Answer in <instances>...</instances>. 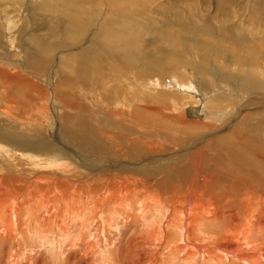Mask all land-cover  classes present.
Here are the masks:
<instances>
[{"label":"rangeland","instance_id":"rangeland-1","mask_svg":"<svg viewBox=\"0 0 264 264\" xmlns=\"http://www.w3.org/2000/svg\"><path fill=\"white\" fill-rule=\"evenodd\" d=\"M123 62L125 66H120ZM150 63L154 72L141 75L139 70L150 69ZM74 69H80L77 76ZM13 77L30 85L27 99H38L35 106L44 107L47 114L42 115V123L24 127L0 115V180L28 187L14 195V205L11 197L7 199L12 207L8 221L1 213L7 203L0 201V264H264V229L252 228L255 218H249L250 209L248 217L232 224L225 223L222 215L210 223V214L198 210L193 199L187 213L192 217L185 218L181 212L173 216L167 210L168 203L175 204L169 193L185 174L224 177L207 169H225L221 168L225 159L219 157L218 149L215 152L220 143L213 138L231 128H219L216 134L213 130L214 156L192 170L189 160H181L186 154L179 151L203 130L185 138L187 123L209 118L218 98H228L232 105L223 108L226 114L221 117L215 115L216 120L234 115L238 105L245 103L242 114L253 115L257 104H264V0H0V99L12 104ZM81 79L88 82L77 96L85 102L72 110L69 104L74 101L68 94L80 88ZM178 79L189 82L192 90L189 86L177 89ZM119 88L118 104L134 114L142 108L141 113L148 116L146 122L150 121L145 127L132 124L126 113L120 119L112 112ZM64 91L69 100L61 98ZM175 93L185 98L177 106L172 103ZM96 97L101 103L88 102ZM84 105L89 107L82 108ZM185 108L201 118L185 116ZM263 110L255 113L256 120L245 119L250 127L243 141L257 139L264 145ZM61 111L70 114L71 119L66 118L70 123H63ZM92 113L99 114L98 118ZM77 116L87 127L84 122L76 127ZM12 117L31 123L15 112ZM62 127L66 130L61 134ZM172 130L183 139L175 146L162 145ZM252 130L256 131L253 136ZM28 140L34 146H27ZM202 155L204 161L207 156ZM260 160L264 168V160ZM108 161L120 164L121 172L129 173L135 184L120 185L117 177L108 182L105 195L99 193L103 178L88 177L84 167L97 169ZM61 163L74 169H61ZM227 165L231 177H242L246 170L234 158ZM56 182L70 187L71 199L69 192L52 191ZM142 188L148 189L147 195ZM30 192L33 197L36 194L35 201L41 197L37 205L25 201ZM186 193L179 187L175 199ZM192 194H207L213 200L207 182L194 183ZM120 199L130 204L120 203ZM185 219L187 224L180 227ZM261 219L264 221V215ZM10 226L12 232L5 236Z\"/></svg>","mask_w":264,"mask_h":264},{"label":"bare ground","instance_id":"bare-ground-1","mask_svg":"<svg viewBox=\"0 0 264 264\" xmlns=\"http://www.w3.org/2000/svg\"><path fill=\"white\" fill-rule=\"evenodd\" d=\"M74 15V14H73ZM164 52L166 53V50H164ZM164 57V56H163ZM158 59V58H157ZM85 60V59H84ZM155 62V61H154ZM125 62L123 63H120V66H123ZM152 65V67H148L150 69L148 70H145V69H140L139 70V73L141 75H145L147 74V72H154V68H153V64L150 63ZM125 66V65H124ZM147 66L148 63H147ZM82 67V66H81ZM171 67V66H170ZM169 67V68H170ZM70 69V68H69ZM80 69H74V73H76L75 76H77L78 74V71ZM164 70V69H163ZM167 71V70H165ZM81 75V74H80ZM74 76V77H75ZM71 77V76H70ZM86 77V76H85ZM82 78V77H81ZM79 79H80V76H79ZM83 79L85 80V78L83 77ZM83 79L80 80V83H79V86L80 88L77 86L75 87V91L74 93L72 94L71 92L68 94V96H72V98H70L71 101H74V102H70L69 104V108H71L73 110V108H75L77 106V104L83 102L84 100H82L81 98H78L77 96V93L82 89V85L83 84H86L87 82H85ZM179 80V79H178ZM70 81V80H69ZM72 81V80H71ZM179 85H178V81L176 83L177 85V89H180V91H182V87L184 88V86L187 88V86H189V88L191 89V86H190V83H183L181 80H179ZM67 84V83H66ZM75 85V84H74ZM92 85V83H91ZM30 85H27L25 84L22 80H20L19 78H16V77H13V91H12V88H11V94L13 96V101H14V104L12 103H9L7 102L6 100H3V99H0V115H6L8 116L10 119H12V121H17L18 122V126L20 127H24L25 125H33V124H37L38 122L39 123H42L43 120H42V115L43 114H47L46 111L44 110V107H36V103H38V99H36L35 102H32L30 100L27 99V96H26V91H27V88L29 87ZM93 86V85H92ZM34 87H32L33 89ZM73 88V87H72ZM203 88V87H202ZM121 88L118 89L117 91V96H115L113 98V101H112V105L115 106L113 111L115 114H117L118 118L120 119H123L121 118L120 116L121 113H126L127 114V118H130V120L132 121V124H136L135 126L137 127H145L146 124V120L148 119V116L146 118L145 114L144 113H141V110L138 113L134 114V110L133 111H130L128 110L127 108L125 109H122V107L118 104V102H121V99L120 97L122 96L121 95ZM34 90V89H33ZM72 90V89H70ZM192 90V89H191ZM133 91V90H132ZM37 92V90H36ZM187 92V90H186ZM205 92V91H204ZM242 92V91H241ZM112 92H108L107 94H111ZM190 93V91L188 92ZM236 93V92H234ZM242 93H245V92H242ZM61 95V93H59ZM58 94V95H59ZM143 95V93H141ZM187 94V93H186ZM59 97L61 98H64V99H67L69 100V97L67 96V94L65 93V91L62 93V95ZM174 95V101L175 102H172L173 104H175L177 106V101L179 102H184L183 99H185L181 94L179 93H175L173 94ZM236 95H239L236 93ZM234 95V96H236ZM44 96H45V93H44ZM131 96V95H130ZM139 96V95H138ZM137 96V97H138ZM161 96V95H160ZM158 95V97H160ZM226 96V95H225ZM124 97V96H123ZM122 97V98H123ZM126 97V96H125ZM156 97V98H158ZM186 97V96H185ZM189 97V96H188ZM129 98V97H127ZM126 98V99H127ZM155 98V97H154ZM240 98L241 97V94H240ZM256 98V96H255ZM133 99V98H131ZM188 99V98H187ZM236 99H239V96H237ZM66 100V101H67ZM123 100V99H122ZM241 100V99H239ZM263 100V99H262ZM34 101V100H33ZM65 101V102H66ZM243 101V99H242ZM250 101V100H249ZM69 102V101H68ZM85 102V101H84ZM88 102H90L92 104V102L96 105L98 103H101V101L99 100V98H93L91 100H88ZM152 104V102H150ZM154 103V102H153ZM158 103V102H157ZM236 103V102H235ZM67 104V103H66ZM87 104V103H86ZM199 104V103H198ZM93 105V104H92ZM125 105V104H124ZM209 107L210 105L207 104ZM206 105V106H207ZM232 105V102L230 99L226 98V99H222V98H218L216 100V102H214V105H213V111H211L210 113V117L207 118L205 121H195V122H189L187 123V125L189 126V128L187 127V130H186V134H185V138L186 136L187 137H191L192 134H195L197 131H201L203 130V133H198V134H195L194 136H192V141L194 142H189V144L186 143V147L185 148H182L181 151H179V154L182 153L183 155L185 156H182V161H186V160H189L190 161V164L188 165L189 168H191L192 170H195L197 167L200 168L202 167L204 164H206V160L209 158V157H212L214 156V151L213 149L211 148V143H214V141L211 139L214 135H213V130H215V134H216V131L217 129H222L224 128V130H228L229 128L230 131L227 133H223V135H219V136H216V138H213L215 139V141L219 142V147L218 148H215V152L217 151L216 149H218L219 153L221 156L219 157H223L225 159V162H224V166L221 167V168H225L223 169L222 171H219V170H211V169H207L208 172H211V173H216V176H218L217 174L219 172L222 173V175L224 177H195V174L192 173L190 175V173H187L184 174L186 175L185 177H180L177 185L175 186L177 189L176 190H173L169 193V200L170 201H173L175 204H171V203H168V211L170 212V214H172L173 216H176L177 213L179 215V213L181 212L182 214L181 215H184V217L186 218V216L188 215L187 213H189L190 211L189 210V205L195 203L193 202L192 203V199L193 201H196L198 204V210L200 211H203V213H205V211L207 213L210 214V217L207 218L210 223L215 221L219 215H222V219H224V221H228V223H231L232 222H236L237 220L236 219H240L241 217H248L247 214L249 210L247 209H250V213H249V218L251 216H253L252 218H255V221L252 223V228H257V227H261V229H264V221H262L261 219V216L264 215V168L259 164L261 163L262 164V161L260 160L263 159L264 160V145L263 143L259 142L257 139H254V140H251L250 142H246V141H243L242 140V137H243V134L248 131L249 127L247 128L246 124H245V119H247L248 121H252L253 119H257V116H255V113L260 110V109H264V104L262 102H259L257 104V111L252 115H247V114H242V110H245L243 109L244 108V104H241V105H238V107L235 108V110L233 111L234 112V115L230 114L231 116L227 117L225 120H221V122L217 119V116L219 115L221 117L222 114H226V111L225 109H227L229 106ZM67 106V105H66ZM158 106V105H157ZM79 107V106H78ZM86 107H89V105H84L82 106V108H85ZM127 107V106H125ZM226 107V108H225ZM68 108V107H67ZM99 108V107H98ZM131 108V107H130ZM147 108V107H146ZM155 108V107H154ZM225 108V109H223ZM186 109H189V108H185L183 110V113H186ZM230 109V108H229ZM77 110V109H76ZM74 110V111H76ZM79 110V109H78ZM88 110V109H87ZM99 111V109H97ZM153 110V109H152ZM156 110V109H155ZM233 110V109H232ZM86 111V110H85ZM96 111V110H95ZM103 111V110H102ZM111 111V110H110ZM147 111V110H146ZM146 111H143V112H146ZM151 111V110H150ZM165 111V110H164ZM229 111V110H228ZM264 111V110H263ZM12 112H15L17 113L20 117H22V119H26V120H29L31 123L27 122V121H19L17 120L16 118H13L12 117ZM72 112V111H71ZM79 112V111H78ZM107 112H109L107 110ZM106 112V113H107ZM163 112V111H162ZM161 112V113H162ZM179 112V111H178ZM197 112V111H195ZM232 112V111H231ZM77 113V112H75ZM89 113V112H88ZM91 113V112H90ZM89 113V114H90ZM102 113V112H101ZM157 113V112H156ZM176 113V112H174ZM258 113V112H257ZM261 113V112H259ZM60 114V119L61 120H64L65 122L61 121V123L63 122L64 124H67L70 120H67L66 118L69 117L68 113L67 112H59ZM93 114V113H92ZM149 114V113H148ZM153 114V113H152ZM160 114V113H158ZM198 114V113H197ZM82 115H84V113H82ZM95 115V114H93ZM166 115V114H165ZM215 115H217L215 117ZM260 115V114H258ZM262 115V113H261ZM86 116V115H84ZM91 116V115H90ZM97 116V115H95ZM99 116V114H98ZM97 116V118H98ZM111 116V115H110ZM123 116H125V114H123ZM153 116V115H152ZM167 116V115H166ZM227 116V115H226ZM74 117V116H72ZM87 117V116H86ZM155 117V116H154ZM162 117H164L162 115ZM161 117V118H162ZM208 117V116H207ZM85 118V117H83ZM151 118V117H150ZM216 118V119H215ZM69 119H71L69 117ZM87 120L89 118H86ZM93 119V118H92ZM96 119V117H95ZM100 119V118H99ZM157 117L155 118L154 121H157ZM1 120V119H0ZM73 120V119H72ZM71 120V121H72ZM108 120V119H107ZM113 120V119H112ZM127 120V119H125ZM151 120V119H150ZM161 120V119H160ZM194 120V119H193ZM254 120V121H255ZM78 121V122H77ZM89 121V120H88ZM98 120H96L97 122ZM119 121V120H118ZM159 121V120H158ZM177 120H175L176 122ZM185 121V120H184ZM224 121V122H222ZM23 122V123H22ZM80 122H84L85 126L87 127V124L85 123V120L82 121L81 119H79V116H77L76 120H75V123H76V127H82V123ZM92 122V121H91ZM102 122V121H100ZM112 122V121H111ZM121 122V120H120ZM181 122V121H180ZM256 122V121H255ZM70 123V122H69ZM93 123V122H92ZM95 123V121H94ZM146 123H150V121L148 120ZM156 123V122H155ZM161 123V122H160ZM178 123V122H177ZM234 123V124H233ZM16 124V123H15ZM22 124V125H21ZM90 124V123H89ZM98 124V123H97ZM117 124V123H116ZM115 124V125H116ZM122 124V122H121ZM129 124V123H128ZM131 124V123H130ZM180 124V123H178ZM123 125V124H122ZM151 125H153V123H151ZM186 125V126H187ZM2 126V125H1ZM35 126V125H34ZM45 126V125H44ZM71 126L72 128L74 127V124L73 125H69ZM121 126V125H120ZM5 127V126H4ZM27 127V126H26ZM37 127V126H36ZM89 127V126H88ZM91 127V126H90ZM93 127V126H92ZM119 127V126H118ZM123 127V126H122ZM150 127V126H149ZM178 127V126H177ZM176 127V128H177ZM218 127V128H216ZM7 128V127H6ZM103 128V127H102ZM124 128V127H123ZM216 128V129H214ZM27 129V128H26ZM65 129V127H62L61 128V131L60 133L62 134V131H65L63 130ZM85 129V128H84ZM108 129V128H107ZM135 129V128H133ZM245 129V130H243ZM29 130V129H28ZM44 130V129H43ZM46 130V129H45ZM85 130H88V129H85ZM180 130V128H179ZM184 130V129H183ZM33 132V130H31ZM93 131V130H91ZM90 131V132H91ZM135 131V130H134ZM175 131V130H174ZM173 130L171 131L170 133V136L168 137V141H165V143H162V145L166 144L168 145V143H170L169 145L170 146H175L178 141L182 140L183 138L180 139V137L182 136L181 134H178V135H181V136H178V135H175L173 133H175ZM31 132V133H32ZM89 132V130H88ZM87 132V133H88ZM100 132H102L100 130ZM99 132V133H100ZM119 132V131H118ZM184 132V131H183ZM255 130H252V136L255 134ZM9 133V132H8ZM7 133V134H8ZM30 133V134H31ZM68 133V131H67ZM103 133V132H102ZM134 133H139V132H134ZM148 133V132H147ZM146 133V134H147ZM33 134V133H32ZM65 134V133H63ZM119 134V133H118ZM126 134V133H125ZM171 134L175 135V138L176 140L174 139V137H171ZM91 135H92V132H91ZM102 136V134H100ZM122 135V134H120ZM127 135V134H126ZM184 135V134H183ZM247 136V134H245ZM30 136V135H29ZM111 136V135H110ZM123 136V135H122ZM130 137V135H129ZM129 137H126V138H129ZM146 137V136H144ZM148 137V136H147ZM184 137V136H183ZM100 138V137H99ZM3 139L7 140L6 139V135L3 137ZM122 139H124V137H122ZM144 139V138H143ZM32 140V139H31ZM31 140H28L25 142V144L27 146H34L33 145V142L34 141H31ZM98 140V139H97ZM125 140V139H124ZM129 139H127L128 141ZM139 140H142V139H139ZM146 140V139H145ZM104 141V140H103ZM126 141V140H125ZM133 141V140H132ZM213 141V142H212ZM96 142V141H95ZM105 142V141H104ZM131 142V141H130ZM157 142V141H156ZM102 143V142H101ZM121 143V142H120ZM128 143V142H127ZM133 143V142H132ZM154 143V142H153ZM160 144V142H158ZM109 144V143H108ZM117 144V143H116ZM136 144V143H135ZM144 144V142H143ZM146 144V143H145ZM118 145V144H117ZM154 145V144H153ZM152 145V146H153ZM105 146V145H104ZM143 146V145H142ZM158 146V145H157ZM161 146V145H159ZM158 146V147H159ZM169 146V147H170ZM114 147V146H113ZM146 149H149V145L147 143V146H145ZM213 147V146H212ZM217 147V146H216ZM134 148V146H133ZM153 148V147H151ZM161 148V150H164L162 149V146L159 147ZM221 148V150L219 149ZM66 149V148H65ZM132 149V148H130ZM135 149V148H134ZM108 150V149H107ZM139 150V149H137ZM157 150V149H155ZM159 150V151H161ZM116 151V150H115ZM158 151V152H159ZM204 152V153H203ZM66 153V152H65ZM141 153V152H140ZM139 153V154H140ZM161 153V152H160ZM67 154V153H66ZM202 154H205L207 157H205L204 161H202ZM248 154H253L255 155V157H249ZM68 155V154H67ZM226 155V156H225ZM136 156V155H135ZM218 157V156H217ZM234 158L240 162H242L243 166L245 167V172L243 173V176L242 177H231V174H230V169H229V166L227 165V163H229L231 161V159ZM214 159V158H213ZM209 160V159H208ZM217 160V158H216ZM219 160V159H218ZM107 162V161H106ZM113 162V161H111ZM220 162V161H219ZM218 163V162H217ZM106 165H103V166H99L97 169H92L91 167L87 166V167H84L87 169V176L88 177H102L103 178V182L105 186L103 185H99V193H102V195H105L106 193V188H107V184L108 182L113 179V178H119L118 179V183L120 185L122 184H126L128 186L131 187V185H129L130 183L131 184H135V182L131 179V178H128L130 177V174L123 171L121 172V165L120 164H116V163H112L110 164V161H108V163H105ZM109 164V165H108ZM126 163H123V165L125 166V168L128 169V164ZM88 165V164H87ZM66 164L65 163H61L59 165V168L61 169H67L68 168H72L74 169L73 166H67L66 168ZM12 169V170H11ZM100 169V170H99ZM7 170H11L13 171V168L12 167H7ZM17 171V169H15ZM76 170V169H75ZM99 170V171H98ZM188 170V169H187ZM185 170V171H187ZM11 171L9 173H11ZM15 171H13L14 173ZM99 172V174H98ZM78 171L76 170V176H78ZM81 174V173H80ZM83 176H86V175H82ZM52 177H56V176H52ZM91 177V178H92ZM127 177V178H126ZM143 177H150V176H143ZM93 179V178H92ZM52 182V181H51ZM91 182V181H90ZM97 182V181H96ZM204 182H207V187L208 189L210 190L211 192V197L213 198L212 202L209 200L207 194H202V195H193L192 194V188H193V184L194 183H198V184H202ZM53 183V182H52ZM65 183V182H64ZM49 184V183H48ZM90 184V183H89ZM26 185V184H25ZM25 185L24 187H19L18 185H15L13 183L9 184L8 182L5 183V179H2L0 180V201L3 200V202L6 204L3 206V209L1 210L2 214H3V217L6 218V220H10V218L8 216L9 215V211L10 209L12 208L10 203H11V200H7L9 197L12 198V204L14 205L15 204V199L16 197L14 196L17 192H24L28 187L26 186L25 188ZM33 185V184H32ZM224 185H226V187H224ZM23 186V185H22ZM73 186V185H72ZM32 187V186H31ZM179 187H182L183 189H186L187 190V193L185 196L183 197H179L178 199H175L176 196L178 195V188ZM134 188H136V186H134ZM80 190V189H79ZM140 190H143L145 191V194L147 195L148 194V189H140ZM168 190H170V188L168 187ZM33 191V190H32ZM51 191L48 190V193ZM52 191L55 193V192H58V191H63L64 195H67L68 192H69V195H68V198L71 197V190H70V187H67L65 184L63 183H60V182H56V184L53 186L52 188ZM5 192V193H4ZM46 192V191H45ZM127 192H128V196H127V199L128 197L130 196V190L127 189ZM4 193V194H3ZM39 193V192H38ZM44 193V192H43ZM52 193V192H51ZM219 193V194H217ZM20 194V193H19ZM53 194V193H52ZM60 195V193H58ZM78 194V193H77ZM95 194V193H94ZM32 193L30 192V194L28 195V197L25 199V201L27 202H30L32 201L33 204H38L40 201L39 199H41V197L39 199H37L38 201H35L34 197L31 196ZM57 195V194H56ZM85 195V194H84ZM52 196V195H51ZM44 197V196H43ZM49 197V196H48ZM57 197V196H56ZM90 197H96V195H92ZM90 197H87V198H90ZM34 198V199H33ZM54 198V197H53ZM67 198V199H68ZM78 198V197H77ZM130 198V197H129ZM143 198H147V197H143ZM71 199V198H70ZM99 200V198H98ZM101 200V199H100ZM99 200V202H100ZM7 201V202H6ZM44 201V200H43ZM61 201V200H60ZM67 201V200H66ZM208 202V203H206ZM23 202H21L20 204H22ZM69 203V202H68ZM67 203V204H68ZM120 203H125L126 205L130 204L129 200H126V199H120ZM3 204V203H1ZM25 204V203H24ZM73 204V203H72ZM63 205V204H62ZM69 205V204H68ZM67 205V206H68ZM122 205V204H121ZM64 206V205H63ZM182 206V207H181ZM195 206V205H194ZM1 207V206H0ZM11 207V208H10ZM42 207V206H41ZM75 207V206H74ZM20 208V206H19ZM30 208V207H29ZM36 208V207H35ZM66 208V207H65ZM64 208V209H65ZM196 208V209H197ZM21 209V208H20ZM37 209V208H36ZM40 209V208H39ZM65 211V210H64ZM48 213V212H46ZM195 213H196V210H195ZM193 213V215L195 214ZM199 213V212H198ZM11 214V213H10ZM1 215V214H0ZM17 215V214H16ZM190 215V214H189ZM188 215V216H189ZM30 216V215H29ZM45 216V215H44ZM191 216V215H190ZM201 216V215H200ZM179 217V216H178ZM182 217V216H181ZM192 217V216H191ZM245 217V218H246ZM39 218V217H38ZM183 218V217H182ZM248 218V221H250V219ZM3 219V218H2ZM12 219V218H11ZM180 219V217L178 218ZM195 219V218H194ZM221 219V220H222ZM247 219V218H246ZM245 219V220H246ZM261 219V220H260ZM5 219H3L4 221ZM182 220V219H181ZM189 220V218H188ZM252 220V219H251ZM254 220V219H253ZM36 221V220H35ZM192 221H196V220H192ZM207 221V220H206ZM225 221V223H226ZM241 221V220H240ZM1 222V220H0ZM202 222V221H201ZM223 222V220L221 221ZM5 223V222H4ZM3 224V223H2ZM186 223V219L185 221L183 222L182 221V225L183 226H180V227H183L185 226ZM1 225V224H0ZM11 225V223H10ZM199 225H202L203 224H199ZM236 225V224H235ZM4 226V225H2ZM1 226V227H2ZM263 226V227H262ZM199 227V226H198ZM4 228V227H3ZM11 226L10 227H7L6 230H5V236L8 234H10L12 231H11ZM2 229V228H1ZM259 229V228H258ZM182 230V228H181ZM245 231V230H244ZM255 231V230H254ZM184 232V231H183ZM250 232V231H249ZM2 233V232H1ZM3 234V233H2ZM263 234V233H262ZM3 237V235H1ZM169 236V234H168ZM264 236V235H263ZM5 239V237H4ZM1 240V238H0ZM191 240V239H190ZM251 246V245H250ZM259 248V247H258ZM247 251V250H246ZM262 252V251H261ZM235 254V253H234ZM248 255V254H247ZM264 255V253H263ZM246 256V255H245ZM218 257V256H217ZM254 257V255H253ZM263 257V256H261ZM220 258V257H219ZM218 258V259H219ZM244 259H247L245 257H243ZM261 259V258H260ZM259 260V259H258ZM264 262V260L262 261ZM218 264H223L222 262L218 263Z\"/></svg>","mask_w":264,"mask_h":264},{"label":"water","instance_id":"water-1","mask_svg":"<svg viewBox=\"0 0 264 264\" xmlns=\"http://www.w3.org/2000/svg\"><path fill=\"white\" fill-rule=\"evenodd\" d=\"M188 91V90H187ZM190 108V107H189ZM191 109V108H190ZM187 111H186V113H185V116H187V117H193V116H196V117H199V118H201V115H195L194 113H192V111L190 110L189 111V109H186Z\"/></svg>","mask_w":264,"mask_h":264}]
</instances>
